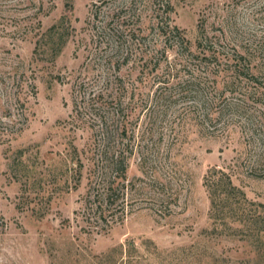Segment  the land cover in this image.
I'll use <instances>...</instances> for the list:
<instances>
[{
  "label": "rangeland",
  "instance_id": "1",
  "mask_svg": "<svg viewBox=\"0 0 264 264\" xmlns=\"http://www.w3.org/2000/svg\"><path fill=\"white\" fill-rule=\"evenodd\" d=\"M0 264H264V0H0Z\"/></svg>",
  "mask_w": 264,
  "mask_h": 264
},
{
  "label": "trees",
  "instance_id": "2",
  "mask_svg": "<svg viewBox=\"0 0 264 264\" xmlns=\"http://www.w3.org/2000/svg\"><path fill=\"white\" fill-rule=\"evenodd\" d=\"M165 4H166V7H167V10L166 11L167 12L170 11L171 10V7H170L169 3L166 2ZM167 25H169V24H167ZM172 29L175 30V31H177L179 33V30H178V28L176 26L172 25ZM199 42H200V40L198 41V44H199Z\"/></svg>",
  "mask_w": 264,
  "mask_h": 264
}]
</instances>
